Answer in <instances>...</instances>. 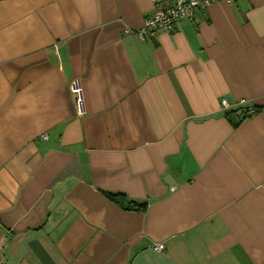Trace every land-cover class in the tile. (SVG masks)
Instances as JSON below:
<instances>
[{
	"label": "crops",
	"instance_id": "0c3cea01",
	"mask_svg": "<svg viewBox=\"0 0 264 264\" xmlns=\"http://www.w3.org/2000/svg\"><path fill=\"white\" fill-rule=\"evenodd\" d=\"M174 2L0 0V264H264V0Z\"/></svg>",
	"mask_w": 264,
	"mask_h": 264
},
{
	"label": "built area",
	"instance_id": "2783aa9c",
	"mask_svg": "<svg viewBox=\"0 0 264 264\" xmlns=\"http://www.w3.org/2000/svg\"><path fill=\"white\" fill-rule=\"evenodd\" d=\"M154 3L157 0H152ZM213 0H176L174 5L166 7H156L151 15L145 19L143 26L135 32L139 40L153 39L158 31L171 32L175 29L177 22L181 18L195 17V11L205 9ZM230 1V0H227ZM69 91L73 100V105L76 113H84L83 89L78 78L71 81ZM224 106H227L225 100L222 101ZM254 112V109L250 110ZM46 138V135H42ZM154 250L160 251L164 248L163 242H156L151 246Z\"/></svg>",
	"mask_w": 264,
	"mask_h": 264
},
{
	"label": "water",
	"instance_id": "95a60500",
	"mask_svg": "<svg viewBox=\"0 0 264 264\" xmlns=\"http://www.w3.org/2000/svg\"><path fill=\"white\" fill-rule=\"evenodd\" d=\"M175 2H176V0H175ZM175 2H174V3H175ZM244 117H245V114L242 113L241 110H240V111H237V112H235V113H233V114L230 115V118H231L234 122H237V121H239V120H242Z\"/></svg>",
	"mask_w": 264,
	"mask_h": 264
},
{
	"label": "trees",
	"instance_id": "16d2710c",
	"mask_svg": "<svg viewBox=\"0 0 264 264\" xmlns=\"http://www.w3.org/2000/svg\"><path fill=\"white\" fill-rule=\"evenodd\" d=\"M111 197L114 198V199H116V195H114V194H112ZM143 206H144L143 204H138V205H134V206H132V205H128L127 208H128V209L139 210V209L143 208Z\"/></svg>",
	"mask_w": 264,
	"mask_h": 264
}]
</instances>
